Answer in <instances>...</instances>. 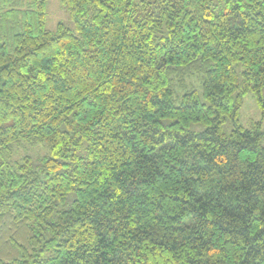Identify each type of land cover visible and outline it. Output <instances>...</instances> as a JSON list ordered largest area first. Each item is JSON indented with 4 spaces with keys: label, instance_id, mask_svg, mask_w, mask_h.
<instances>
[{
    "label": "trees",
    "instance_id": "trees-1",
    "mask_svg": "<svg viewBox=\"0 0 264 264\" xmlns=\"http://www.w3.org/2000/svg\"><path fill=\"white\" fill-rule=\"evenodd\" d=\"M63 2L0 0V264H264V0Z\"/></svg>",
    "mask_w": 264,
    "mask_h": 264
},
{
    "label": "rangeland",
    "instance_id": "rangeland-1",
    "mask_svg": "<svg viewBox=\"0 0 264 264\" xmlns=\"http://www.w3.org/2000/svg\"><path fill=\"white\" fill-rule=\"evenodd\" d=\"M46 14L45 25L47 29L56 31L58 24L63 23L66 27L74 31L76 30L70 11L63 0H47ZM238 70L241 72L242 67H239ZM194 79L196 90L202 94L201 84L196 80L197 78ZM237 119V123L245 128L255 129L259 127L264 131V116L254 93L248 92L243 95ZM234 126L235 122L231 118H228L224 124V132L229 135ZM191 129L194 131H202L204 127L200 123H195Z\"/></svg>",
    "mask_w": 264,
    "mask_h": 264
}]
</instances>
